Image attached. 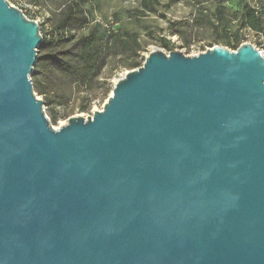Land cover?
Returning a JSON list of instances; mask_svg holds the SVG:
<instances>
[{"label":"water","instance_id":"water-1","mask_svg":"<svg viewBox=\"0 0 264 264\" xmlns=\"http://www.w3.org/2000/svg\"><path fill=\"white\" fill-rule=\"evenodd\" d=\"M37 23L0 0V264H264V56L151 52L53 128Z\"/></svg>","mask_w":264,"mask_h":264},{"label":"rangeland","instance_id":"rangeland-1","mask_svg":"<svg viewBox=\"0 0 264 264\" xmlns=\"http://www.w3.org/2000/svg\"><path fill=\"white\" fill-rule=\"evenodd\" d=\"M11 6L19 9L27 19L37 23L42 40L50 42L49 52H63L70 47L69 43L52 41L60 37L62 32L67 39L73 36L78 39L87 34L89 28L97 23L104 28L123 26L138 36L140 57L144 58L151 52L162 51L165 54L179 51L187 57L196 56L213 47H223L234 51L232 46L224 43V37L240 38V45L249 44L259 50L264 56V37L250 29L243 28L235 18L244 4L256 10L264 9V0H155L154 11L144 7V0H6ZM76 3L82 4L88 24L80 30L67 28L61 30L64 11ZM223 8V9H222ZM220 10H224L223 14ZM167 44L169 49L163 48ZM38 55V52H37ZM140 61V58L138 59ZM144 62V60H143ZM142 62V64H143ZM125 59H118L119 69L110 73L112 66L104 71L107 93L99 89L90 110L79 113L86 99L93 92L82 88H74L66 106L56 109V118L49 117L51 106L45 102L51 95L47 89V80L40 79V87L48 94L39 95L37 85L33 84L37 97L44 103V111L53 128L66 125L70 117L83 116L87 118L95 110L103 108L111 95L114 82L124 76L128 69L122 68ZM33 83V82H32Z\"/></svg>","mask_w":264,"mask_h":264},{"label":"trees","instance_id":"trees-1","mask_svg":"<svg viewBox=\"0 0 264 264\" xmlns=\"http://www.w3.org/2000/svg\"><path fill=\"white\" fill-rule=\"evenodd\" d=\"M199 0H197L198 2ZM144 7L154 11L155 0H144ZM223 9V8H222ZM224 10H220L223 14ZM236 19L241 27L250 29L264 37V9L256 10L244 4L241 11L236 14ZM88 24V19L82 10V4L76 3L67 7L61 23V30L71 28L80 30ZM63 33L53 39L59 43L66 41L70 44L68 50L63 52H49L50 42L43 39L38 48L37 63L31 75L32 84L37 85L39 95L48 94L47 90L40 87V79L47 80V89L51 95L45 105L51 106L49 117L56 118V109L66 106L74 88H82L93 92V96L86 99L85 104L79 109V113L90 110V106L97 96L99 89L107 93L104 71L112 66L110 73L119 69L116 66L118 59H125L122 68L133 70L142 66L144 58L140 57V45L136 33L128 31L123 26L118 28H104L100 24H93L84 36L75 39L69 36L67 39ZM224 43L237 50L240 45L238 36L224 37ZM169 49L167 44L162 46ZM174 49H171L173 51ZM140 58V61L138 60ZM34 86V85H33ZM34 89V87H33ZM35 92V91H34Z\"/></svg>","mask_w":264,"mask_h":264},{"label":"bare ground","instance_id":"bare-ground-1","mask_svg":"<svg viewBox=\"0 0 264 264\" xmlns=\"http://www.w3.org/2000/svg\"><path fill=\"white\" fill-rule=\"evenodd\" d=\"M116 83V81L114 82V84Z\"/></svg>","mask_w":264,"mask_h":264}]
</instances>
